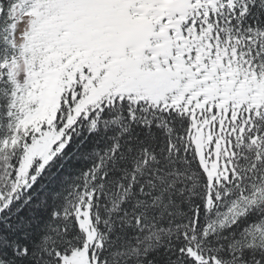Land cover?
Returning a JSON list of instances; mask_svg holds the SVG:
<instances>
[{
    "label": "snow or ice",
    "instance_id": "snow-or-ice-1",
    "mask_svg": "<svg viewBox=\"0 0 264 264\" xmlns=\"http://www.w3.org/2000/svg\"><path fill=\"white\" fill-rule=\"evenodd\" d=\"M0 264H264V0H0Z\"/></svg>",
    "mask_w": 264,
    "mask_h": 264
}]
</instances>
